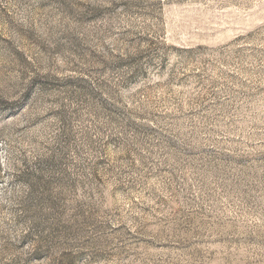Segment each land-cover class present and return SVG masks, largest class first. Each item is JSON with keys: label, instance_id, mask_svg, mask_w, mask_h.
Listing matches in <instances>:
<instances>
[{"label": "rangeland", "instance_id": "obj_1", "mask_svg": "<svg viewBox=\"0 0 264 264\" xmlns=\"http://www.w3.org/2000/svg\"><path fill=\"white\" fill-rule=\"evenodd\" d=\"M0 264H264V0H0Z\"/></svg>", "mask_w": 264, "mask_h": 264}]
</instances>
